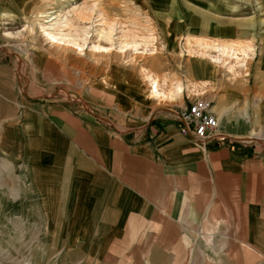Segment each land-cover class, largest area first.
<instances>
[{"label": "rangeland", "instance_id": "1", "mask_svg": "<svg viewBox=\"0 0 264 264\" xmlns=\"http://www.w3.org/2000/svg\"><path fill=\"white\" fill-rule=\"evenodd\" d=\"M177 1L0 0V264L153 261V235H130L113 245L108 236L81 234L83 211L68 200L62 180L49 179L53 175L43 170L45 155L38 151L46 147V162L63 163L57 147L70 146L68 117L89 125L99 117L98 123L109 126L104 122L110 114L147 117L171 107L150 95L142 72H175L184 66L182 58L172 57L175 49L183 56L184 43L192 41L200 55L202 47L188 35L176 39L165 22H240L243 36L253 42V67L264 66V0ZM41 25L58 42L46 39ZM247 60L238 65H249ZM235 77L264 82L261 76ZM191 100L176 102L184 108ZM253 129L248 150L264 145V131ZM158 253L164 262L166 253ZM226 253L207 252L206 264H228ZM238 255L243 262L252 256L247 250Z\"/></svg>", "mask_w": 264, "mask_h": 264}, {"label": "crops", "instance_id": "2", "mask_svg": "<svg viewBox=\"0 0 264 264\" xmlns=\"http://www.w3.org/2000/svg\"><path fill=\"white\" fill-rule=\"evenodd\" d=\"M198 21L164 25L176 39L199 41L200 55L192 41L185 42L183 56L177 49L172 56L184 60L183 68L142 72L150 95L165 98L170 108L147 117L110 114L104 123L111 126L98 123L99 117L90 125L68 117L70 146L57 147L63 163L46 162V147L38 153L45 155L43 170L54 176L49 179L62 180L68 200L83 211L81 234L108 236L113 245L126 236L153 235L150 264H206L207 252L214 251L227 252L228 264H264V145L237 152L229 146L205 149L181 133L176 118L182 108L176 101L194 99L197 90L214 102L229 137L246 138L255 127L264 131V82L235 77L264 80V66L253 67V42L240 22ZM242 60L250 64L241 67ZM245 250L252 254L249 262L239 260ZM158 252L166 253L164 262Z\"/></svg>", "mask_w": 264, "mask_h": 264}, {"label": "built area", "instance_id": "3", "mask_svg": "<svg viewBox=\"0 0 264 264\" xmlns=\"http://www.w3.org/2000/svg\"><path fill=\"white\" fill-rule=\"evenodd\" d=\"M214 102L199 96L181 108L177 113V122L181 133L191 138L202 148L210 146H229L233 152L244 151L253 143L252 135L235 139L229 137L221 128L220 120L213 111Z\"/></svg>", "mask_w": 264, "mask_h": 264}, {"label": "bare ground", "instance_id": "4", "mask_svg": "<svg viewBox=\"0 0 264 264\" xmlns=\"http://www.w3.org/2000/svg\"><path fill=\"white\" fill-rule=\"evenodd\" d=\"M42 26V30H43V32H44V36L46 37V39H48L50 42H53V43H55V42H58V40H59V38H58V36L56 35V34H54L53 32H50V31H48L43 25H41ZM82 48V46L80 45V46H78V49H81ZM152 91V90H151ZM156 94V93H155ZM158 95V94H157ZM154 96V95H153ZM155 97V96H154Z\"/></svg>", "mask_w": 264, "mask_h": 264}]
</instances>
